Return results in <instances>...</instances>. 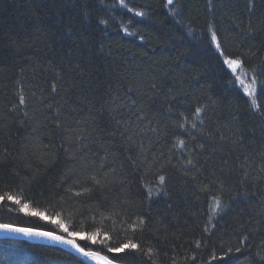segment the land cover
<instances>
[{
  "label": "trees",
  "instance_id": "trees-1",
  "mask_svg": "<svg viewBox=\"0 0 264 264\" xmlns=\"http://www.w3.org/2000/svg\"><path fill=\"white\" fill-rule=\"evenodd\" d=\"M0 196L116 262L264 264V0H0ZM0 264L85 263L0 239Z\"/></svg>",
  "mask_w": 264,
  "mask_h": 264
},
{
  "label": "snow or ice",
  "instance_id": "snow-or-ice-1",
  "mask_svg": "<svg viewBox=\"0 0 264 264\" xmlns=\"http://www.w3.org/2000/svg\"><path fill=\"white\" fill-rule=\"evenodd\" d=\"M121 3L123 4V0H121ZM173 0H167V4H172ZM252 0H249V4L251 5ZM136 15H142V13H136ZM100 23H104L103 20L100 21ZM212 43H216L217 41V37L215 34L212 35ZM217 48H219V45L217 44ZM224 63L229 65L231 68H233V71H235L236 67L240 64V61L237 59H229L226 58L224 60ZM253 83H255V81H253ZM53 89H55V85H53ZM21 103H23V98H21ZM202 109L200 107H197L195 109V114L198 116L201 113ZM181 127H183V125H181ZM185 142L183 140L179 141L180 145H183ZM189 164L192 163L191 160L188 161ZM159 182L161 184H163L165 182V177L163 175L159 176ZM152 191L149 190V197H151L152 195ZM9 200H14V197L12 196H8L7 197ZM4 199L3 196H0V201H2ZM214 200V206H213V212H215L216 208L221 206L222 201L220 200V198L218 196L213 197ZM16 203H19L18 200H15ZM24 208H27V205H24ZM23 210V209H21ZM38 215H42V214H38ZM140 223H143V220L140 221ZM0 229H3L4 231L7 232H15V233H20L26 237H31V236H42V237H46L50 240L53 241H57L60 243H64L67 245H70L72 248H74L78 253H80L82 256L84 257H88L90 259H102L105 261V264H113V260L108 259L107 257H101L99 255V253L96 252H91V251H86L84 247H81L80 245H78L75 241V239H65L63 236H59V235H53V233L51 232H41V231H36L34 229L31 228H12L10 225L4 224V225H0ZM65 231H67V229H65ZM69 237H76L78 235H80L79 233H74V232H70L68 233ZM82 239L84 237H81ZM88 239H91L93 242H95V237H88ZM131 250V251H138V245L132 242H128V243H123L121 244L119 247H110L108 249V251L110 252H114V253H121L124 252L125 250ZM236 251H240V249H237ZM264 259V258H262Z\"/></svg>",
  "mask_w": 264,
  "mask_h": 264
},
{
  "label": "water",
  "instance_id": "water-1",
  "mask_svg": "<svg viewBox=\"0 0 264 264\" xmlns=\"http://www.w3.org/2000/svg\"><path fill=\"white\" fill-rule=\"evenodd\" d=\"M0 225H4V223H0ZM7 225H10L12 228H29V227H21V226H16V225H11V224H7ZM31 229H34L36 231H41V232H50V231H45V230L35 229V228H31ZM51 233H53V235L63 236V235H60L58 233H54V232H51ZM63 237L65 239H70L69 237H65V236H63ZM0 239H14V240L27 241V242H31V243H39V244H45V245H50V246H56V247H59L65 251H67L68 253L72 254L73 256H75L77 259H79L80 261H82L85 264H105V261L102 259H90L88 257H84L80 253H78L74 248H72L70 245L60 243L57 241H53V240H50V239H48L46 237H42V236L26 237L20 233L7 232V231H4L3 229H0ZM76 243H77V241H76ZM85 250L99 253V255L101 257H107L108 259H110L108 256H106L100 252L90 250V249H85ZM110 260H112V259H110ZM113 264H125V263L113 261Z\"/></svg>",
  "mask_w": 264,
  "mask_h": 264
},
{
  "label": "rangeland",
  "instance_id": "rangeland-1",
  "mask_svg": "<svg viewBox=\"0 0 264 264\" xmlns=\"http://www.w3.org/2000/svg\"><path fill=\"white\" fill-rule=\"evenodd\" d=\"M227 67L234 73V75L236 76L237 82L240 84V86L244 90H246V92H248L249 94L252 93L253 85H251L248 81H246L244 76H242V72L239 69V65L236 67L235 71H233V68H231L229 65H227ZM44 220L50 221L51 223L55 224L58 228H60V224L58 222H56L55 220H48L46 218H44ZM81 237H84L83 239H85V240L91 241V239H88V237H91V236L78 235L75 238L82 239Z\"/></svg>",
  "mask_w": 264,
  "mask_h": 264
},
{
  "label": "bare ground",
  "instance_id": "bare-ground-1",
  "mask_svg": "<svg viewBox=\"0 0 264 264\" xmlns=\"http://www.w3.org/2000/svg\"><path fill=\"white\" fill-rule=\"evenodd\" d=\"M73 239V238H72ZM78 243V242H77ZM79 244V243H78ZM80 245V244H79ZM81 246V245H80ZM82 247V246H81Z\"/></svg>",
  "mask_w": 264,
  "mask_h": 264
}]
</instances>
